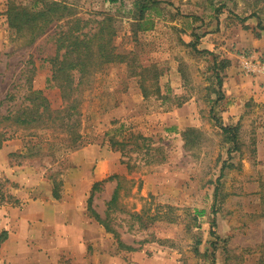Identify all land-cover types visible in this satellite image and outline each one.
<instances>
[{
	"label": "rangeland",
	"instance_id": "1",
	"mask_svg": "<svg viewBox=\"0 0 264 264\" xmlns=\"http://www.w3.org/2000/svg\"><path fill=\"white\" fill-rule=\"evenodd\" d=\"M64 1L93 20L84 28L90 34L102 14L113 15L111 44L127 58L106 66L91 55L88 72H71L69 89L52 68L66 20L30 46L13 30L3 33L0 115L30 107L39 120L19 127L0 119V144L25 136L28 151L12 160L43 172L56 196L68 194L91 222L83 258L64 253L58 264H261L264 71H247L242 58L264 64L257 27L264 0H156L148 29L135 35L139 0ZM254 11L258 17L248 18ZM32 91L39 96L31 107ZM128 93V112L117 115ZM221 125L239 126L235 144L225 142ZM94 143L117 158L103 179L88 182L96 165L82 169L83 160L96 164L98 154L81 150ZM10 187L0 170V209L10 204Z\"/></svg>",
	"mask_w": 264,
	"mask_h": 264
},
{
	"label": "crops",
	"instance_id": "2",
	"mask_svg": "<svg viewBox=\"0 0 264 264\" xmlns=\"http://www.w3.org/2000/svg\"><path fill=\"white\" fill-rule=\"evenodd\" d=\"M1 2L5 3L0 13V21L4 22V27L0 26V47L3 33L10 30L6 15L8 1ZM128 96L129 93L119 98L124 102L118 105L117 115L128 112ZM24 139L25 136H13L3 139L0 144V170L12 186L10 204L0 209V264H58L60 255L64 253L72 261L83 258L87 249L85 239L90 237L91 224L85 209L66 201L70 197L68 194L55 198L53 183L43 172L12 160L15 153L28 151ZM88 146L81 152H97L98 163L95 164V158L83 160L82 169L96 165L93 175L87 176V181H100L116 163L117 155L108 156L106 148L98 143ZM71 177L68 175L67 179Z\"/></svg>",
	"mask_w": 264,
	"mask_h": 264
},
{
	"label": "trees",
	"instance_id": "3",
	"mask_svg": "<svg viewBox=\"0 0 264 264\" xmlns=\"http://www.w3.org/2000/svg\"><path fill=\"white\" fill-rule=\"evenodd\" d=\"M107 1L115 3L117 0ZM157 4H159V2L156 0H139L134 3L137 17L134 24L135 29H133L134 35L138 30L148 29L147 25H149L150 22L146 18L148 15L147 12L155 8ZM6 15L9 29L15 32L17 38H24V44L26 46L34 44L37 38L42 36L52 23L66 20L65 25H67V30L58 33V38L56 40L57 51L52 68L53 78L56 80L66 79V85L69 89L74 82L71 72L76 71L80 73V76L88 72V68L90 67L89 58L91 55H95L101 64L113 63L116 62V60L123 61L127 58L125 55L114 53L111 38L115 32L113 27L115 20L114 16L111 14H102V18L95 22L98 29L94 34H90L84 30L87 23L93 20L78 18L72 5L64 0H34L29 6L9 1ZM251 17H258V12H252L248 18ZM257 27L260 30H264V26H261L260 23ZM92 43L93 46H96V49H93ZM192 47L196 46L193 44ZM61 50H64L62 54L59 53ZM30 93L34 95L31 97L32 99H30V105L32 107L35 106V101L39 93L36 91ZM69 109L74 110V106H70ZM46 111L47 107L44 105L42 115L46 113ZM34 112L30 107H23V109L17 110L15 115H11V113H8L7 116L0 115V119L9 121L19 127H28L39 120L37 112ZM220 129L225 136V142L235 144L239 126L226 127L221 125ZM73 137V140L80 139L78 135ZM95 186H97V184ZM116 190L109 202L112 205L117 198ZM53 195L57 198L55 193H53ZM197 213L201 215L204 212L201 211ZM95 218L104 225L106 231H113L107 222V218L101 219L96 215ZM211 264H215L214 260H212ZM261 264H264V259L261 260Z\"/></svg>",
	"mask_w": 264,
	"mask_h": 264
},
{
	"label": "built area",
	"instance_id": "4",
	"mask_svg": "<svg viewBox=\"0 0 264 264\" xmlns=\"http://www.w3.org/2000/svg\"><path fill=\"white\" fill-rule=\"evenodd\" d=\"M242 65L247 71L251 72H263L264 71V64L261 65L260 63L254 62L252 59L243 57L242 58Z\"/></svg>",
	"mask_w": 264,
	"mask_h": 264
}]
</instances>
